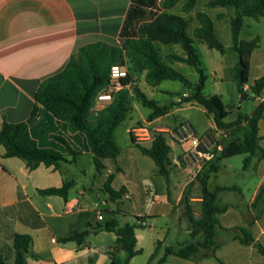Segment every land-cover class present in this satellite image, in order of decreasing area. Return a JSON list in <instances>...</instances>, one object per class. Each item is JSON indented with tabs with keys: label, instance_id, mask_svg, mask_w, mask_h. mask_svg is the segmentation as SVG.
Segmentation results:
<instances>
[{
	"label": "crops",
	"instance_id": "obj_1",
	"mask_svg": "<svg viewBox=\"0 0 264 264\" xmlns=\"http://www.w3.org/2000/svg\"><path fill=\"white\" fill-rule=\"evenodd\" d=\"M130 3L131 0H0V126L2 122L26 123L30 137L39 147L55 150L66 159L57 169L41 164L29 170L22 160L5 157L4 149L0 145V255L7 262L14 261L12 237L15 234L28 235L31 238V254L26 256L25 264H109L111 262L109 253H115L124 260L126 254L115 245L116 234L113 232L99 231L88 235L80 243L61 242V239L75 232L81 233L92 227L102 226L112 218L123 226L134 223L135 218L139 217L144 227L135 229L134 235L135 248L141 252L131 258L129 264H202L209 259L217 264H219L217 260L224 264L215 255L224 245V241H217L220 247L212 258L203 255L201 257V251L189 259L175 255L165 256L167 248L177 251L184 244L199 242L202 239L201 234L191 236L193 224L202 217L201 205H193L195 200L187 186L188 171L177 166L175 162L177 157L172 156L173 145L179 147V154L183 146L171 141L170 132L182 122L164 121V118L179 109L177 107L188 103H182L181 95L165 96L164 93L172 92L164 86V82L168 80L149 85L145 73L142 72L146 86L152 89L153 93L150 95L136 87V80L141 72L133 69L130 70L132 74L130 86L125 89L129 93V111L133 101L141 105L133 92L134 87L143 92L148 99L155 101L158 106L173 104L167 114L152 120H148L151 113L149 109L146 118L136 120L126 128L132 146L140 153L137 145L149 148L154 134L164 133L171 149L170 183L167 186L165 182V187L152 178L157 173L151 158L141 153L144 157L136 159L131 147L122 148L117 143V129L126 121L129 111L125 120L113 132L119 154L115 159L104 160L105 168L96 173L85 135L70 132L66 123L57 120L41 105L35 103L34 95L41 82L59 73L69 59L77 54L79 48L96 42L120 44L118 34ZM158 5L161 6V0ZM239 40H242L240 35ZM170 66L173 68V65ZM182 95L188 96L186 92ZM132 97L135 100H132ZM263 98L260 101L264 100ZM35 104L37 111L31 116ZM209 116L213 118L212 115ZM210 127H215L214 121ZM133 130L143 131L141 133L143 137L133 138L131 134ZM205 130L203 129L201 133ZM57 137L62 138L67 146L78 154L71 156ZM145 157L153 163L143 159ZM124 167L128 169L132 167L135 178L118 183V178L124 174ZM183 173H186L185 177ZM147 179L153 181L154 191L145 186ZM67 182H72V185L68 189L66 199L41 195L38 192L60 188ZM261 182L257 184L251 196L250 207L262 185ZM132 185L139 186L143 201L150 200V206L145 213L134 214V221L124 222L128 212L121 210L120 205H125V200H131ZM106 186L114 191L122 190L123 194L119 199L109 200L104 190ZM157 190H164V194L157 193ZM218 194L216 204L220 208H225L217 215L219 229L239 231L240 228H245L252 234L255 242L259 243V239L264 238V225L258 220L252 223V228L248 226L250 221L246 223L243 220L233 226H229L228 221L223 223L221 218L229 214L230 206L226 208L225 205H219ZM158 204L160 206H157ZM98 214L102 216V220L97 219ZM162 218H165L166 222L158 226V221ZM238 235L234 234L231 240L239 243L235 239ZM240 246L247 248L250 254L258 253L253 245ZM233 253L240 256L244 252L238 249ZM138 257L143 259L136 261ZM163 257L164 261L159 263Z\"/></svg>",
	"mask_w": 264,
	"mask_h": 264
},
{
	"label": "trees",
	"instance_id": "obj_2",
	"mask_svg": "<svg viewBox=\"0 0 264 264\" xmlns=\"http://www.w3.org/2000/svg\"><path fill=\"white\" fill-rule=\"evenodd\" d=\"M195 1H186L187 11L192 8ZM158 4L159 0H131L118 34L120 44L108 45L104 42H96L79 48L77 54L69 59L59 73L41 82L34 95V100L54 118L66 123L70 132H80L85 135L93 156L96 173H100L105 168L104 160L115 159L119 154V149L114 143L113 132L125 120L129 111V93L127 90L118 92L112 102L102 111L92 112L90 109L97 92L108 82L110 66L123 63L125 55L133 60L134 69L137 72L145 73V79L149 85L168 80L179 82L187 87L190 96L184 98L182 103L193 102L204 108L208 115L213 116L217 128L232 132L247 125L248 131L243 134L242 141L238 142L237 139H234L226 143L220 155L209 162L197 177L202 193V217L200 221L193 224L191 236L201 234V241L184 244L177 251L171 248L165 250V256L175 255L182 259H189L200 251L208 252L214 256V252L220 247L216 240L219 229L217 215L225 210L216 204L217 194L220 191L232 189L217 187L213 191L208 190L206 183L208 173H217L220 161L235 155H246L243 160L244 169L248 167L252 158L264 159V148L260 146L263 137L259 136L258 127L264 113V100L259 102L249 116H239L234 121L226 122L228 111L221 99L216 95L206 96L203 93L206 76L199 55L193 46V41L188 35V20L183 16L166 12ZM207 5L211 8H229L234 11V15L230 19V32L231 49L236 53L238 59V91L242 93L243 86L248 85L251 95L260 97L264 90V73L252 84H249V57L251 52L258 48L259 40L258 38L250 41L239 40V35L244 25V18L258 20L263 16L264 0H208ZM196 16L199 27L195 29V37L208 48L223 53L225 47L215 33L212 19L203 12L197 13ZM154 42L164 45L179 44L186 57L174 56L172 59L185 62L195 68L198 73L197 82L192 84L183 74L163 62L159 57V50L153 45ZM133 92L141 105L151 110L148 120L167 114L173 106V104L158 106L155 101L148 99L136 87L133 88ZM244 96L246 94L242 93V98ZM36 104L31 110V116L36 114ZM57 139L66 146L71 156L74 157L78 154L71 150L62 138L57 137ZM0 145L4 149L5 157L22 160L29 170H33L41 164L57 169L66 160L64 155L55 150L39 147L30 137L26 123L2 122ZM137 147L143 155L153 160L156 173L165 179L168 186L170 183L171 149L164 133H155L149 148L139 145ZM71 185L72 182H67L60 188H49L38 190V192L41 195H53L66 199ZM104 190L108 199L112 201L119 199L123 194L122 190L114 191L108 186ZM186 195L187 193H185ZM263 195L264 185H261L254 202L259 201ZM142 222L141 218L136 217L134 223L120 226L118 220L112 218L102 226L92 227L81 233L75 232L64 237L61 242L80 243L90 234L99 231L113 232L116 234L115 245L119 246L126 256L124 260H121L115 253H109L111 260L109 264H129L130 259L141 252L135 248L134 230L143 228ZM239 232L240 234L235 239L242 245H253L258 254L264 258V246L255 242L247 229L240 228ZM31 244L30 236L13 235L14 261L7 262L0 255V264H25L26 256L31 254ZM163 261L164 257L159 260V263ZM217 261L222 264L219 260Z\"/></svg>",
	"mask_w": 264,
	"mask_h": 264
},
{
	"label": "rangeland",
	"instance_id": "obj_3",
	"mask_svg": "<svg viewBox=\"0 0 264 264\" xmlns=\"http://www.w3.org/2000/svg\"><path fill=\"white\" fill-rule=\"evenodd\" d=\"M186 1L187 0H179L172 2L171 0H161V7H163L162 9L168 13L183 16L188 20V35L193 41V46L199 55V60L204 75L206 76V83L203 89L204 95H216L221 99L225 109L228 111L227 118L225 119L226 121H234L239 116H249L263 98L264 90L260 97H253L248 87L246 90H243L245 87L244 85L242 93H245L246 96L243 98L242 93L238 91V61L236 53L231 49L230 32V19L234 15V11L229 8H211L207 5L208 0H196L192 8L187 11ZM201 12L211 17L216 35L225 47L223 53L208 48L203 42H201V40L195 37V29L199 27L196 14ZM254 38H258L259 46L253 51L250 58L251 67L249 83H252L264 73V14L258 20L252 18L244 19V26L240 33V39L251 40ZM153 45L159 50V57L163 62L173 65V68L177 72L183 74L192 84L197 82L198 73L195 68L187 65L185 62L172 59L174 56L186 57L179 44L164 45L159 42H154ZM123 62L127 65L129 70L132 71L135 68V63L127 55L124 56ZM143 75V73L138 75L136 87L147 91V94L153 93L152 89L146 86ZM164 86H167L172 91L164 93L165 96L176 97L181 95L182 99H184L186 96L182 95L183 92L188 94L187 97L190 96V91L187 90V87L179 82L165 81ZM133 99L135 100L134 97H132V100ZM177 103L178 102H176V104ZM131 106L132 108L128 113L126 121L117 129L116 140L122 148L131 147V151L137 159L144 156L136 147L132 146L126 128L136 120L146 118L149 114V109L137 104L135 101L131 103ZM177 108L179 109L164 118V121L170 123L188 122L192 129L197 133H201L203 129H208L213 124V118L206 113L204 108L197 104H182ZM246 131H248V126L243 125L240 129L230 132L226 139L223 138V145L234 139H237L238 142L242 141V136ZM259 135L263 136L260 146L264 148V114L259 121ZM172 149V156L173 158H176L179 155L180 149L176 145H173ZM245 157L246 155L239 154L222 159L220 161V170H218L217 173H208L206 183L208 190H212L217 186L235 188V190L222 191L218 194L217 203L219 205H225L226 208L230 206L228 211L229 214L224 218H221L222 222L225 223L228 221L227 224L233 226L235 224H240L243 220L246 223L250 221L248 222L249 225H247L252 228V223L255 220L260 221L264 225V195L257 202H254L253 200L250 207L251 196L256 190L257 184L262 181L261 184L264 185V159L254 157L251 159L248 167L244 169L243 160ZM143 159L153 163L152 160L147 157ZM124 168V174L118 178V183L126 182V180L130 181L135 178L131 169L132 167H129L130 169L127 167ZM185 174L186 173H183L184 177ZM205 175L207 174L205 173ZM188 177L190 176L188 175ZM152 178L158 181L162 187H165V180L162 176L156 174L154 177L152 176ZM152 182V180L147 179L145 186L150 188L151 191H154ZM197 184L199 185V188L194 190L195 193L191 195V197L193 196L195 198L200 195L199 192L201 191V188L198 180ZM131 188L133 194L131 200H125V205H120L121 210L128 212L125 215L124 222L134 221V214H143L150 206V200L148 202L143 201L138 185H132ZM188 191L190 192V188ZM156 192L161 195L164 194V190H157ZM162 202L165 203L163 199ZM109 205L111 206V204ZM193 205L198 206V202H193ZM157 206H160V204ZM165 222L166 219L162 218L158 221V226H162ZM252 232L254 234V230ZM234 234H240V232L237 229L217 230L216 240L219 242L224 241V245L220 247V250H218L215 255L220 258L224 264H264V258L261 255L256 252H251L250 254L247 248L241 247L238 242H233L231 237ZM259 243L264 246V238L259 239ZM238 249L244 252L240 256H236L233 253V251ZM202 255L206 258H212L208 252L201 251V257ZM141 259H143V257H138L136 261H141ZM202 264L217 263L214 260L209 259Z\"/></svg>",
	"mask_w": 264,
	"mask_h": 264
},
{
	"label": "built area",
	"instance_id": "obj_4",
	"mask_svg": "<svg viewBox=\"0 0 264 264\" xmlns=\"http://www.w3.org/2000/svg\"><path fill=\"white\" fill-rule=\"evenodd\" d=\"M131 76L132 74L124 62L111 65L108 82L105 87L97 92L90 110L99 112L105 109L118 92L130 86ZM125 80L127 81L125 82ZM243 90H246V87ZM141 133L143 131H131L133 138L143 137ZM229 133L230 131L219 129L216 126L210 127L202 133H197L188 122L180 123L170 132L171 141L183 146L175 162L177 166L188 171L190 177L187 181V186L190 188L191 195L195 193L194 190L196 188H199L197 184L198 174L209 162L220 155L224 149L222 140L223 138L226 139ZM199 194V196L194 198L198 202V206L202 202L201 191ZM97 219L102 220V216L98 214Z\"/></svg>",
	"mask_w": 264,
	"mask_h": 264
}]
</instances>
